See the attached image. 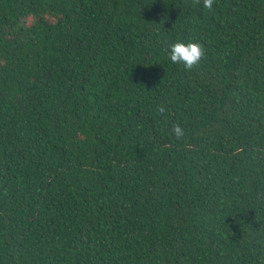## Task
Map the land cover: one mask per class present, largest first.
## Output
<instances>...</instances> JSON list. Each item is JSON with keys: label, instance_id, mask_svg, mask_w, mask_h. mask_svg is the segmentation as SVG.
I'll return each instance as SVG.
<instances>
[{"label": "trees", "instance_id": "trees-1", "mask_svg": "<svg viewBox=\"0 0 264 264\" xmlns=\"http://www.w3.org/2000/svg\"><path fill=\"white\" fill-rule=\"evenodd\" d=\"M0 264H264V0H0Z\"/></svg>", "mask_w": 264, "mask_h": 264}, {"label": "clouds", "instance_id": "clouds-1", "mask_svg": "<svg viewBox=\"0 0 264 264\" xmlns=\"http://www.w3.org/2000/svg\"><path fill=\"white\" fill-rule=\"evenodd\" d=\"M203 6L207 9H212L213 0H203ZM166 54L173 64L181 65L185 69H191L205 55L204 46L199 41L177 39L167 45ZM175 135L179 138L183 135L182 128L177 125L174 129Z\"/></svg>", "mask_w": 264, "mask_h": 264}]
</instances>
